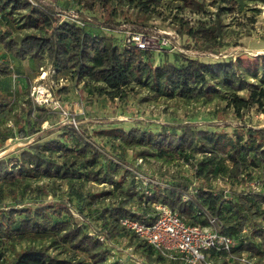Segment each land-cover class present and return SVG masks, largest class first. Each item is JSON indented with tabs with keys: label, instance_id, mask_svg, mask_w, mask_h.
Here are the masks:
<instances>
[{
	"label": "trees",
	"instance_id": "16d2710c",
	"mask_svg": "<svg viewBox=\"0 0 264 264\" xmlns=\"http://www.w3.org/2000/svg\"><path fill=\"white\" fill-rule=\"evenodd\" d=\"M58 1L0 0L1 48L19 61L32 60L42 64L46 58L55 67L57 76H70L71 80L75 79L76 84H102L98 88L99 96L107 95L113 100L122 98L133 85L148 89L156 98H192L197 94L211 97L213 85L210 82L222 79L221 89L230 92L224 110L232 112L237 119H243L253 109L264 115V78L255 76V79L258 78L257 83L241 81L237 84L240 67L247 71L257 65L264 67V56L257 57L248 64L241 57H237L235 61H219L213 65L188 57H183L184 60L181 61L165 59L155 64L153 55L148 50L127 47L124 42L119 43L112 36L92 34L88 31L90 25L85 23V18V21L82 20L84 25L71 19L60 20L56 14ZM80 1L92 4L99 2L107 6L111 0ZM127 1L144 10L164 3L195 10L201 7L196 0ZM16 14H21L24 22L22 25L31 26L33 32L22 35L14 32L10 25ZM106 25L114 29L115 24L110 20ZM226 35L225 24L219 14L211 25L201 24L188 31V36L194 43L193 49L198 54L223 55L221 50L226 46ZM12 74L13 67L0 61V77H10ZM244 89L247 92L241 96L239 93ZM214 91L219 92L217 89ZM11 106L9 97L0 91V145L15 137L33 136L57 113L37 106L30 99L25 117L21 116L15 130L11 131L1 127L4 115L10 111ZM80 117H75L76 122L80 121ZM205 126L206 128H201L194 122H174L168 129H162L158 133L141 127L123 126L108 131V135L119 139L127 149H138L135 154L137 158L177 157L191 166L194 172L192 178L162 174L161 181L166 185H151V194H146L144 185L136 186L141 168L129 167L125 153L110 155L108 158L105 149L95 143L88 129L81 131L74 124L62 125L61 133L56 138L30 144L18 156L1 159L0 242L31 230L54 231L55 234H60L59 239L71 243V259L55 260L47 253V248L31 247L15 264H85L84 259L76 260L79 254L86 255L92 264H127L119 258L109 260L114 253L107 247V240L113 241L118 237L137 239L134 234L121 227L120 220L128 217L151 223L153 206L165 204L177 210L190 224L209 225V219L205 217L203 210L207 211L222 225L223 234L238 239V246L224 254L222 259L227 260L224 261L225 264H229L230 260L237 263L236 258L243 252H247L256 263L257 258L264 257V191L252 189L250 186L242 191L241 187L246 186L247 181L260 183L257 172L264 173V129L238 127L229 134L225 130L218 131L219 125L216 123ZM210 127L217 130L212 131ZM69 138L74 142L70 147L66 143ZM48 153L59 154L64 162L52 159ZM195 153L198 154L194 155ZM102 157L111 162L113 173L95 169ZM226 162L231 163L226 171L228 180L225 182L229 190L217 191L210 177L214 176L216 167L223 168ZM255 170L257 172L254 175ZM120 172L122 174L118 179H114L113 174ZM17 178H20L24 192L21 197L31 189L28 179H51L53 189L59 187L58 181L72 183L81 178L109 184L111 188L92 196L97 206L90 216L99 224L92 232H81L78 228H72L71 220H52L53 217L63 216L67 210L64 205H57L59 208L55 209L40 205L37 210L42 214L29 207L16 208L13 204H20L22 200L18 201V195L9 186L14 185ZM152 179L154 178L150 177ZM196 181H200L197 192L190 201L184 202L185 194H188ZM37 190L41 196L48 192L43 188ZM8 199L13 204H9ZM106 199H112L113 202L107 204ZM132 207L137 210L134 211ZM20 216L23 219H18ZM243 230H246V234H243ZM139 243L138 250L146 261L152 264L163 261L151 247L141 241Z\"/></svg>",
	"mask_w": 264,
	"mask_h": 264
},
{
	"label": "rangeland",
	"instance_id": "374dc122",
	"mask_svg": "<svg viewBox=\"0 0 264 264\" xmlns=\"http://www.w3.org/2000/svg\"><path fill=\"white\" fill-rule=\"evenodd\" d=\"M196 1L201 4L198 10L190 7L181 8L177 4L167 3L144 10L140 6L129 4L127 0H111L107 6L99 2L92 4L80 0H59L56 3L58 7L56 14L60 20L71 19L79 25L83 24L82 20L85 18V20L87 19V21L84 20L85 23L90 25L88 31L98 30L104 35L114 37L119 43L125 41L126 32L142 33L149 40L146 50L148 53H152L155 64H159L165 59L181 61L184 60L183 57L199 59L209 65L219 61H235L237 57H241L248 64L257 57L264 56V0ZM218 14L225 24L227 33L225 37L226 46L221 50L223 55L198 54L193 49L194 43L188 36V31L190 28L201 24L211 25ZM110 20L115 24L114 29L106 25V22ZM22 24L24 22L21 14L12 17L10 26L17 35L33 32L31 26H23ZM162 39L168 41L170 46L163 47L161 45ZM247 58L253 60H247ZM0 61L13 67V74L10 77H0V91L8 96L12 103L10 111L4 115L2 128L15 130L19 118L25 117L29 100H33L31 91L35 86L51 89L52 97L58 105L62 106V112L55 113L33 136L15 137L0 145V160L18 156L20 151L30 144L58 137L62 125H69L71 119L81 116L78 118L80 121L75 122V125L81 131L88 129L95 143L105 149L104 151L109 155L108 158L110 155L125 153L128 163H130L129 167L139 166L141 168L139 174L144 178L150 180L151 177L154 178L153 181L163 183L161 181L162 174L192 178L194 172L191 166L177 157L137 158L135 154L138 149H127L119 139L108 135V131L123 126L141 127L147 131L158 133L162 129H168L169 125L174 122H194L198 123L201 128H206L205 125L209 123H216L219 125L218 131L225 130L229 134H232L233 130L238 127L264 129V115L255 109L247 112L243 119H237L232 112L224 110L230 92L221 89L222 79L210 82L213 85L211 97L197 94L192 98H156L148 89L133 85L129 87L122 98L113 100L107 95L99 96L98 88L102 84H87L86 82H77L76 84L75 79L71 80L70 76H57L55 67L46 58L42 64L32 60L19 61L7 54L0 46ZM255 76L264 78V67L257 65L249 71L240 67L237 84L241 81L257 83L258 78L255 79ZM215 89L219 92H215ZM246 92L244 89L239 94L242 96ZM63 112L68 114L69 119L65 117ZM209 129L217 130L214 127ZM66 143L69 147L74 145L70 138ZM48 155L54 160L64 162V158L57 153H48ZM230 167L231 163L226 162L223 168L216 167L213 177L211 175L210 180L217 191L229 190V186L225 182L228 180L226 171ZM95 169L113 173L111 162L103 157ZM255 172L257 171L253 172L254 175ZM121 174L122 172L113 174V178L118 179ZM257 174L260 183H256L259 187L256 190L264 191V173L258 171ZM27 181L31 183V189H28L24 197H21V193L24 192L20 185V178L14 181V185L9 186L10 190L18 195V201L22 200L19 202L20 204H13L8 199L9 204L16 205L18 209L29 207L32 211L40 214L42 213L37 210L40 205L52 209L59 208L57 205H64L67 210L63 216L60 218L53 217L52 220L54 222L71 220L72 228H78L81 232H92L99 224L90 216L97 206V203L93 202L92 196L111 188L109 184L90 182L85 178L76 179L72 183L58 181L59 187L56 189L52 188L53 181L51 179H28ZM247 182L250 183V181ZM141 183V180H137L136 186L139 187ZM199 183L200 181H196L194 186L199 185ZM248 183L241 187L242 191L248 189L250 186ZM38 188L45 189L48 191L47 194L45 196L38 195ZM252 189L255 188L252 187ZM229 193L228 191V196ZM112 199H106V203H112ZM132 209L137 210L136 207H132ZM38 215L36 216L40 217ZM18 219H23V216ZM41 231L31 230L24 234L15 235L11 240L0 242V264H15L18 258L29 251L31 247L36 249L47 248V253L55 260L68 261L71 259L73 249L70 242L59 239L60 234H55L54 231ZM106 245L116 258L122 259L127 264H152L141 256L139 247H137L140 245L139 239L118 237L113 241L107 240ZM83 259L85 264H92L86 255L79 254L76 258L79 261ZM236 259L237 263L235 264H242L238 257ZM257 260V264H264V257L262 259L257 258ZM224 261L227 260L222 259L219 264H225ZM232 261L230 260L229 264H234ZM159 264L173 263L163 259Z\"/></svg>",
	"mask_w": 264,
	"mask_h": 264
},
{
	"label": "built area",
	"instance_id": "2783aa9c",
	"mask_svg": "<svg viewBox=\"0 0 264 264\" xmlns=\"http://www.w3.org/2000/svg\"><path fill=\"white\" fill-rule=\"evenodd\" d=\"M126 34L125 46L146 50L149 40L145 35L135 32H126ZM161 45L163 47L170 46L169 42L164 39H162ZM31 92L32 99L37 106L62 112V106L58 105L52 97L51 89L48 87L35 86ZM63 113L69 119L68 114ZM69 122L70 124H76L75 118ZM137 179L141 180L142 185L146 186V194H151V185L152 187L155 184L162 185V183L153 181V179L147 180L141 174L137 175ZM250 186L255 189L259 188L256 183H250ZM196 192L197 186H191L183 201H190ZM153 210L151 223L125 217L120 220V225L134 234L139 241L151 247L154 253L170 263L219 264L224 254L230 252L239 244L238 239L221 232L222 225L213 219L207 211L203 210L205 217L209 219V225L205 226L200 223H188L177 210L165 204H156L153 206ZM244 233L246 234V230H243ZM239 256L238 259L242 264H256L246 252L241 253ZM115 258L113 255L109 260Z\"/></svg>",
	"mask_w": 264,
	"mask_h": 264
},
{
	"label": "crops",
	"instance_id": "0c3cea01",
	"mask_svg": "<svg viewBox=\"0 0 264 264\" xmlns=\"http://www.w3.org/2000/svg\"><path fill=\"white\" fill-rule=\"evenodd\" d=\"M89 30V29H88ZM91 30V29H90ZM93 30V29H92ZM92 34L94 35H98V36H107V35H104V33H100V31L96 30L94 32L91 31Z\"/></svg>",
	"mask_w": 264,
	"mask_h": 264
}]
</instances>
